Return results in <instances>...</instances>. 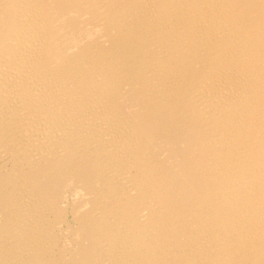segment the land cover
Wrapping results in <instances>:
<instances>
[{"label":"bare ground","instance_id":"1","mask_svg":"<svg viewBox=\"0 0 264 264\" xmlns=\"http://www.w3.org/2000/svg\"><path fill=\"white\" fill-rule=\"evenodd\" d=\"M0 149V264H264V0H0Z\"/></svg>","mask_w":264,"mask_h":264},{"label":"rangeland","instance_id":"2","mask_svg":"<svg viewBox=\"0 0 264 264\" xmlns=\"http://www.w3.org/2000/svg\"><path fill=\"white\" fill-rule=\"evenodd\" d=\"M54 10H52V13H53V16L55 17L58 13H59V15H61V16H63V18L64 19H66L64 16H66V15H68L67 14V11L66 10H64V9H62V11L60 12V10L58 11L57 10V13L54 11ZM62 18V20H61V24L63 25V26H65L67 23H66V20H64ZM60 19H61V17H60ZM60 48L61 49H63V50H66V52H67V54H71V53H73L72 51L73 50H75V49H71L72 51H69V49H67L66 48V45L64 44V45H60ZM60 49V50H61ZM60 50H58V51H60ZM75 54V53H74ZM12 156H14V154H13V152H8V151H6V150H4V149H0V174H2V175H5V174H7L8 172H9V170L11 169V168H13L14 166H16V163L14 162V159H13V157ZM13 166V167H12ZM65 172H67V173H69V172H71V171H65ZM68 181H66V180H64V185H66V183H67ZM69 187V188H68ZM96 187L97 188H99V186H98V184L96 185ZM60 190H59V193H60V195H59V201H61V203H63L64 204V202L65 201H67V202H65V203H69V205H71V206H74L75 207V209H81V208H84L86 205H83L84 204V201L87 199V196L88 195H81V196H78V197H76L75 195H74V193L72 192V186L71 185H67V186H65V187H61V188H59ZM67 190V191H66ZM69 191H71V192H69ZM65 192V193H64ZM65 194V195H64ZM64 196V197H63ZM67 197V200H66V197ZM64 198V199H63ZM77 199V200H76ZM74 200H75V202H74ZM82 205H83V207H82ZM71 214V213H70ZM69 214V215H70ZM69 218V221L71 222L72 221V223H71V225L72 226H74L70 231H67L66 232V227H67V224H65L64 225V227L65 228H63L64 230H61L60 231V233H59V243L61 244L59 247H65V246H67V243L69 242V241H72V243H74V242H76L77 241V238H76V236H77V234L75 235V233H76V230H77V224L76 223H74L73 222V216H72V214L70 215V216H68ZM72 219V220H71ZM65 233H64V232ZM62 232V233H61ZM64 233V234H63ZM63 242V243H62ZM66 243V244H65ZM63 256V255H62ZM61 262H60V264H65V261H68V260H66V257L65 258H60L59 259ZM69 264V263H68ZM70 264H72V263H70Z\"/></svg>","mask_w":264,"mask_h":264}]
</instances>
